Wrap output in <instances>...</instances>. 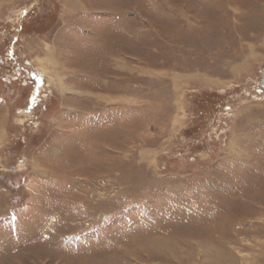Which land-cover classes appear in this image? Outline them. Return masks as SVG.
<instances>
[{"label": "rangeland", "instance_id": "rangeland-1", "mask_svg": "<svg viewBox=\"0 0 264 264\" xmlns=\"http://www.w3.org/2000/svg\"><path fill=\"white\" fill-rule=\"evenodd\" d=\"M263 76L264 0H0V264H264Z\"/></svg>", "mask_w": 264, "mask_h": 264}, {"label": "crops", "instance_id": "crops-1", "mask_svg": "<svg viewBox=\"0 0 264 264\" xmlns=\"http://www.w3.org/2000/svg\"><path fill=\"white\" fill-rule=\"evenodd\" d=\"M84 13L87 14V12H84ZM79 17L82 19L88 18L87 16H84V15L79 16ZM89 19H93V18L90 17ZM90 21H87V22H90ZM6 106L8 107V103L6 102V98L2 95V96H0V128H1L0 130L1 131H2V124L4 121H6L5 116H4L5 115L4 111L7 108Z\"/></svg>", "mask_w": 264, "mask_h": 264}, {"label": "flooded vegetation", "instance_id": "flooded-vegetation-1", "mask_svg": "<svg viewBox=\"0 0 264 264\" xmlns=\"http://www.w3.org/2000/svg\"><path fill=\"white\" fill-rule=\"evenodd\" d=\"M18 68H16V70H13V74H14V77H12L11 79H9V81H11V80H13V79H15L16 78V75L18 76V74H19V72H20V70H17ZM33 73L31 72V76H33L32 75Z\"/></svg>", "mask_w": 264, "mask_h": 264}, {"label": "water", "instance_id": "water-1", "mask_svg": "<svg viewBox=\"0 0 264 264\" xmlns=\"http://www.w3.org/2000/svg\"><path fill=\"white\" fill-rule=\"evenodd\" d=\"M261 86L264 88V76L262 77Z\"/></svg>", "mask_w": 264, "mask_h": 264}, {"label": "bare ground", "instance_id": "bare-ground-1", "mask_svg": "<svg viewBox=\"0 0 264 264\" xmlns=\"http://www.w3.org/2000/svg\"><path fill=\"white\" fill-rule=\"evenodd\" d=\"M263 88V87H262Z\"/></svg>", "mask_w": 264, "mask_h": 264}]
</instances>
